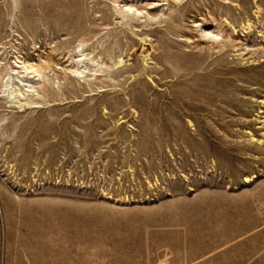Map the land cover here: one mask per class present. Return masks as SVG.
I'll use <instances>...</instances> for the list:
<instances>
[{"label": "rangeland", "instance_id": "374dc122", "mask_svg": "<svg viewBox=\"0 0 264 264\" xmlns=\"http://www.w3.org/2000/svg\"><path fill=\"white\" fill-rule=\"evenodd\" d=\"M207 258L264 264V0H0V264Z\"/></svg>", "mask_w": 264, "mask_h": 264}, {"label": "crops", "instance_id": "0c3cea01", "mask_svg": "<svg viewBox=\"0 0 264 264\" xmlns=\"http://www.w3.org/2000/svg\"><path fill=\"white\" fill-rule=\"evenodd\" d=\"M208 261H206V264H223L224 262L229 263L230 261H222L221 258H217V259H211V258H207ZM217 260V261H216ZM263 262V261H260ZM238 264H247V260H240L237 262Z\"/></svg>", "mask_w": 264, "mask_h": 264}]
</instances>
